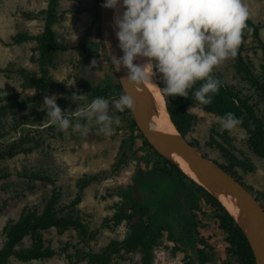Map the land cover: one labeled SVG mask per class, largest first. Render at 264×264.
I'll return each instance as SVG.
<instances>
[{
	"label": "rangeland",
	"instance_id": "374dc122",
	"mask_svg": "<svg viewBox=\"0 0 264 264\" xmlns=\"http://www.w3.org/2000/svg\"><path fill=\"white\" fill-rule=\"evenodd\" d=\"M49 0H0V67H23L32 72H39V65L33 60L37 43L35 41L14 44L11 37L18 32L27 31L39 34L44 29V20L27 18L23 13L38 12L47 7ZM97 0H61L60 9L66 11L61 20L55 25L60 39L75 47L89 43L91 56L83 58L77 49L72 48L63 53L52 75L59 81H65L76 90L81 89L84 83L95 81L114 86L117 79L109 66L104 51L103 39L98 37L92 21L91 8ZM250 10V18L255 22L264 23V0H244ZM264 40V28L261 31ZM244 55L259 68L263 53L257 48V43L249 38L246 41ZM96 62L92 64V61ZM221 72L230 84L236 85L245 93L253 92L250 85L243 80L235 68V58H229L214 69ZM119 80V79H118ZM83 89V87H82ZM36 93L34 88H25L19 74L0 72V105L8 102L7 98L21 100ZM63 93L54 89L48 96ZM117 96L108 98L109 101ZM262 106V104H261ZM190 110L197 116L193 131L188 137L199 142V148L208 156L220 163H227L220 149L209 145V141H218L229 151L247 163V170L237 167L243 182L251 186L260 201L264 204V159L255 154L248 145V135L244 128L237 127L232 131H221L217 115L204 110L200 105L193 104ZM24 111L15 109L7 115L0 114V172L5 177L0 180V247L4 243L3 227L10 219H18L25 207L40 206L43 199L54 188L63 193V201L71 202L77 191V182L84 175L97 174L101 180L90 184L85 192L80 209L85 222L90 229L97 232L96 239L89 244L84 243L78 233L69 230L59 234L55 229L45 232V239L60 254L45 260L23 262L13 258L9 264H69L61 251L67 247L69 251L85 247L100 250L111 240L123 238L127 228L106 227L104 222L114 213L113 205L121 199L119 191H126L129 186L136 183L138 166L143 167L150 160H155L142 139L136 138L135 144L130 145L131 136L138 134L124 121L123 113L116 114L121 117V123L114 125L115 131L105 136L98 132L95 122L88 123L90 129L86 136L68 130L61 137H53L55 125L53 122L43 125H24L15 130L19 116ZM73 122L76 119L73 118ZM86 123V121H79ZM58 128V127H57ZM29 132L34 139L42 144L30 153H20L14 157H4L2 150L20 133ZM124 145L131 155L128 163L120 168L114 165ZM134 152V153H133ZM141 159V160H140ZM33 173L48 175L54 181L47 182L31 177ZM141 180V179H140ZM146 189L142 196L138 188H131L143 203L150 206L154 227L170 229L176 240L170 241L168 231L164 232L162 244L155 249L152 264H199L197 249L203 248L202 240L207 241L211 248H207L213 261L209 264H223L233 261L234 257L227 253L226 233L218 228L210 207L198 198V208L195 211L197 226L192 227L194 213L191 210V198L188 191L182 187L176 177L156 173L152 178L143 180ZM29 242H26L28 245ZM79 264H87L85 261ZM113 264H142V254L139 252L123 254L117 257Z\"/></svg>",
	"mask_w": 264,
	"mask_h": 264
},
{
	"label": "trees",
	"instance_id": "16d2710c",
	"mask_svg": "<svg viewBox=\"0 0 264 264\" xmlns=\"http://www.w3.org/2000/svg\"><path fill=\"white\" fill-rule=\"evenodd\" d=\"M60 4L61 0H49L47 7L38 12H24V17L30 19L42 17L45 22L43 31L39 34L22 31L11 37L14 44L31 41L37 43L35 54L32 58L38 63L39 72H32L23 67H11V69L0 67V72L19 74L25 88H34L36 90L35 94L21 100H13L12 97H8V102L12 103L0 105L1 115H7L16 108L24 111L23 115L18 117L20 121H17L15 130L24 125H43L44 123L51 122L47 117L43 99L54 89H58L63 93V95L59 96L56 103L61 107L62 111L67 110L70 112L75 111L77 106L85 107L97 96L108 99L112 97V94L119 97L124 92L108 57L104 43H102V50L117 79L114 86L88 81L84 85L80 84L83 89L81 87V89L76 90L65 81H59L52 75L51 69L57 66L61 55L72 48L77 49L83 58L91 56L88 48L89 43L84 42L83 44L71 47L60 39L55 25L66 13V11L60 9ZM100 4L101 0H97L91 8L92 21L98 37H101ZM247 25L248 27L245 29L242 43L234 58L237 72L250 85L253 92L245 93L236 85L230 84L221 72L214 71V75L222 81V86L218 94L213 97L211 105H201L196 102L191 91L187 98L163 95L174 125L185 137L193 131L197 119L195 113L189 108L193 104H198L204 110L214 113L219 117L227 112H232L237 117H243V124L240 126L247 132L249 148L264 159V40L261 37L264 23L255 22L249 18ZM249 38H252L257 43V48L262 50L263 57L259 68L244 55L246 41ZM157 80L162 88V82L159 78ZM199 84L200 82H197L194 87H199ZM73 94L81 96L73 102ZM123 117L130 128L137 129L138 131L136 136H131L129 146H133L136 142L135 139L140 137L143 147H146L156 159L150 160L145 167L141 164L138 166L137 175L140 178H137L135 185L129 186L126 191H119L121 199L113 205V215L107 217L104 222V226L109 228L124 225L127 228L124 237L111 240L100 250L83 247L75 251H69L67 247H64L61 252L65 254L68 263L79 264L85 261L87 264H113L114 260L117 257L123 256V254L139 252L142 254V264H152L155 257V249L162 244L165 231H168L170 241H179L175 239L170 229L164 226L157 229L154 227L150 206L145 205L142 202L143 198L139 199L135 193H131L130 191L131 188H138L142 196V191L146 189L143 180L148 177L152 178L156 173H162L170 177H176L182 187L188 191L191 198V210L194 213L192 227L197 226L196 219L198 215L195 211L198 208V198H202L210 207L216 225L226 233L227 253L234 257L233 261L230 260L223 264H256V258L247 236L223 203L202 185L190 178L177 164L163 157L150 145L139 130L131 110L126 109L123 112ZM48 128L54 129V138L63 136V132L56 125H49ZM5 134L4 131L0 136L3 137ZM191 141L192 144L199 145L198 141ZM127 142L128 140L123 141L122 148ZM41 144L29 132H22L18 138L5 146V149L2 150V155L4 157H14L20 153H30L40 147ZM208 144L220 149L223 156L228 160L227 163H220L221 166L254 192L251 186L243 182L237 170V167L247 170V163L232 154L228 148L218 141H209ZM128 151L127 148L122 149L118 161L114 165L115 168H120L123 164L128 163L131 156ZM4 177L5 174L0 172V180ZM31 177L47 182L54 181L48 175H40L38 173H33ZM99 180H101L99 173L81 177L77 182L78 191L74 199L69 203L63 201L61 190L54 188L43 199L40 206L25 207L18 219L8 220L3 227L4 243L0 247V264H9L13 258L29 262L49 259L60 254V251H57L46 242L45 232L51 229H55L59 234L74 230L86 244L95 240L97 232L91 230L85 222L80 205L83 201L86 188ZM257 198L260 200L259 196ZM27 241L29 242L28 245H26ZM202 244L204 247L197 249L199 264H209L213 261V257L209 254L207 248L211 247L205 240H202Z\"/></svg>",
	"mask_w": 264,
	"mask_h": 264
},
{
	"label": "clouds",
	"instance_id": "9594fccd",
	"mask_svg": "<svg viewBox=\"0 0 264 264\" xmlns=\"http://www.w3.org/2000/svg\"><path fill=\"white\" fill-rule=\"evenodd\" d=\"M102 7L114 11L113 27L123 55L107 52L115 72L127 70L122 82L140 87L157 77L164 95L187 98L191 91L201 105H211L218 94L222 81L214 69L236 56L251 15L244 0H105ZM197 82L199 87H194ZM80 96L73 94V102ZM58 98L44 97L47 117L60 131L67 134L71 129L81 136L89 133L93 121L99 133L111 135L121 123L116 113L136 107L127 92L111 102L97 96L71 112L62 111ZM217 119L221 131L243 124V117L232 112Z\"/></svg>",
	"mask_w": 264,
	"mask_h": 264
},
{
	"label": "water",
	"instance_id": "95a60500",
	"mask_svg": "<svg viewBox=\"0 0 264 264\" xmlns=\"http://www.w3.org/2000/svg\"><path fill=\"white\" fill-rule=\"evenodd\" d=\"M104 2L105 0H101L100 4V31L103 43L106 51H108L110 55L120 57L123 53L118 47L119 42L112 33L114 11L102 7ZM126 72L127 70L121 67L120 71L115 73L124 92L131 95L136 102L135 109L131 111L144 137L159 154L169 159L172 163L177 164L179 167L180 165L178 162L180 160L190 159L200 181L190 176L181 167L180 168L222 203L224 199H236L242 204L240 215L235 216L223 203L247 236L256 258V264H264L263 203L252 190L230 172L226 171L221 166L220 162L215 161V159L204 153L199 146L192 144L191 139L188 136H183L178 129V135L171 140H158L154 136V125L159 121L158 110L153 102L141 93L139 86L134 87L120 80V78L126 75ZM225 186L227 190L222 189Z\"/></svg>",
	"mask_w": 264,
	"mask_h": 264
},
{
	"label": "bare ground",
	"instance_id": "6f19581e",
	"mask_svg": "<svg viewBox=\"0 0 264 264\" xmlns=\"http://www.w3.org/2000/svg\"><path fill=\"white\" fill-rule=\"evenodd\" d=\"M112 33L116 38L113 23ZM138 62H143V60ZM139 89L144 96L153 102L158 110L159 121H157V123L154 125V136L161 141H169L176 137L178 135V131L170 117V113L167 108V102L161 91L157 77H154L150 82H145L144 86L141 85ZM178 163L185 172H187L196 180L200 181L190 159H182ZM222 189L227 190V187L225 186ZM223 203L235 216L240 215V212L242 211V204L236 199H224Z\"/></svg>",
	"mask_w": 264,
	"mask_h": 264
}]
</instances>
